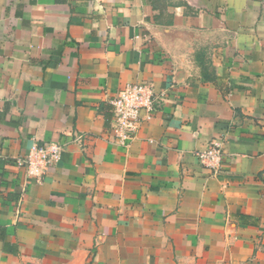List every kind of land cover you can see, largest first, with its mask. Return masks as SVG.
Listing matches in <instances>:
<instances>
[{"label":"crops","instance_id":"0c3cea01","mask_svg":"<svg viewBox=\"0 0 264 264\" xmlns=\"http://www.w3.org/2000/svg\"><path fill=\"white\" fill-rule=\"evenodd\" d=\"M48 143L38 184L15 160ZM0 264H264V0H0Z\"/></svg>","mask_w":264,"mask_h":264},{"label":"built area","instance_id":"2783aa9c","mask_svg":"<svg viewBox=\"0 0 264 264\" xmlns=\"http://www.w3.org/2000/svg\"><path fill=\"white\" fill-rule=\"evenodd\" d=\"M152 104L153 92L147 84H129L109 102L113 118L111 130L116 142L128 146L140 127L142 113L151 111ZM76 139L80 140L81 137ZM62 152L63 145L60 143L34 145L26 156L17 158L15 164L41 184L46 172L61 160ZM222 155V146L216 141H211L204 150L196 152L200 164L213 171L220 169Z\"/></svg>","mask_w":264,"mask_h":264},{"label":"trees","instance_id":"16d2710c","mask_svg":"<svg viewBox=\"0 0 264 264\" xmlns=\"http://www.w3.org/2000/svg\"><path fill=\"white\" fill-rule=\"evenodd\" d=\"M103 108H104L103 106H100V107H99V110L101 111ZM105 117L108 119V118H110L111 116H110V114L107 113V114H105Z\"/></svg>","mask_w":264,"mask_h":264}]
</instances>
